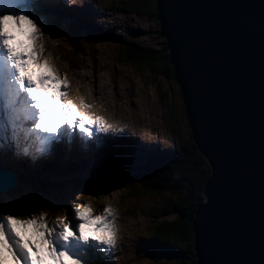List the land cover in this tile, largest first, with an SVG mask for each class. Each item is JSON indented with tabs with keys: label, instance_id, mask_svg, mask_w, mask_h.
<instances>
[{
	"label": "water",
	"instance_id": "95a60500",
	"mask_svg": "<svg viewBox=\"0 0 264 264\" xmlns=\"http://www.w3.org/2000/svg\"><path fill=\"white\" fill-rule=\"evenodd\" d=\"M185 119L210 174L195 264H264V0H154Z\"/></svg>",
	"mask_w": 264,
	"mask_h": 264
},
{
	"label": "rangeland",
	"instance_id": "374dc122",
	"mask_svg": "<svg viewBox=\"0 0 264 264\" xmlns=\"http://www.w3.org/2000/svg\"><path fill=\"white\" fill-rule=\"evenodd\" d=\"M96 11L100 12L107 19L102 24L103 18H97L92 14V23L102 25L107 32H113L122 38L128 39L135 44L141 45L148 49L156 50L162 46L163 38L158 32V22L155 15L149 13H136L119 8L109 9V0H92ZM114 6L121 5L125 0H111ZM131 1V0H126ZM142 2L143 0H135ZM116 4V5H115ZM153 3H151L152 5ZM154 5V4H153ZM101 29L102 27H96ZM90 36L82 38L81 45L86 47L84 57L97 59L103 63L106 73L112 77L120 86H122V102L127 104L133 103V112L121 115L122 118H127L131 123L139 127L137 134L146 142L163 145L168 149L181 150L180 143L185 142L190 132L185 119L183 106L179 89L176 82L168 81L162 77H152L147 68L138 70L130 65H122L118 63L114 55L118 52V44L110 41L107 38H102L100 41ZM101 70L99 74L102 72ZM106 73H103V79L106 78ZM157 83L160 84L157 87ZM133 94V99L130 96ZM78 196L83 199L94 197V195L82 188L77 192ZM127 193V189L110 188L104 192L102 197L103 202L112 201L117 204L119 199L127 201L126 196H131ZM102 195V194H101ZM146 197V198H145ZM144 198L136 197L137 204L143 205L145 208H150V215H146L139 211H134L133 215L125 213L124 218L130 217L131 224L127 228L130 231V236L134 239L144 241L145 237L141 233L147 235V227L151 230L157 220H170L175 217L174 213L162 214L159 207L163 205L167 194L162 196L148 195ZM130 200V199H129ZM129 200L127 201L129 205ZM129 219V218H127ZM139 235V236H138ZM129 239V238H128ZM127 240L123 241L125 248V259H129L132 254H135V260L131 264H183L181 259L174 255H168L163 252L149 253L140 251L142 256L138 254L139 250L134 246H128L132 243ZM145 242V241H144Z\"/></svg>",
	"mask_w": 264,
	"mask_h": 264
},
{
	"label": "trees",
	"instance_id": "16d2710c",
	"mask_svg": "<svg viewBox=\"0 0 264 264\" xmlns=\"http://www.w3.org/2000/svg\"><path fill=\"white\" fill-rule=\"evenodd\" d=\"M154 0L142 2L124 1L121 9L136 13H149L156 16ZM111 40L118 44L117 62L130 65L141 70L147 68L149 74L156 78L162 77L173 81L172 66L168 61V52L162 41V46L156 50L145 48L130 40L111 35ZM160 84L157 83V87ZM181 151H167L165 156L157 157L154 161L145 162L138 166H119L117 174L112 171L103 174L81 178L76 176L74 182L82 183L97 191L103 186L107 190L127 189V193L162 196L164 199L159 215L174 213L170 220H157L155 234L158 240L155 248L174 254L183 264H195L193 235L191 222L197 204L201 201L202 190L210 174V166L200 154L192 139L189 137L180 144ZM119 173V174H118Z\"/></svg>",
	"mask_w": 264,
	"mask_h": 264
},
{
	"label": "clouds",
	"instance_id": "9594fccd",
	"mask_svg": "<svg viewBox=\"0 0 264 264\" xmlns=\"http://www.w3.org/2000/svg\"><path fill=\"white\" fill-rule=\"evenodd\" d=\"M75 2L76 0H73V3ZM33 33L36 35L34 36ZM0 36L3 37L2 43L7 48L8 57L17 69L21 86H23L25 78L29 85H34V87L30 86L27 91L35 101V107L40 110L39 121L42 124L49 113L47 101L50 97L58 99L61 95L59 87L63 81L57 75L59 69L56 67V61L51 58V52L46 58L40 57L43 40L38 45L36 39L37 36H42V33L31 20L24 16L19 17L14 26L13 23L4 24ZM22 56H26L27 59H22ZM41 59H43V63H41ZM113 211H115L114 208L105 209L106 214H111ZM93 212V207L82 206L78 213L83 221L79 226L82 235L85 239L89 236L97 239L110 238L117 225L115 222L107 221L105 215H93ZM11 226L21 236L25 246L35 243L36 238H39L42 244L50 246V241L44 239V233L45 231L50 232L51 229L43 220L37 218L24 222L12 220ZM2 235L3 233L0 232V236ZM65 235H70V232Z\"/></svg>",
	"mask_w": 264,
	"mask_h": 264
},
{
	"label": "snow or ice",
	"instance_id": "6c2138e0",
	"mask_svg": "<svg viewBox=\"0 0 264 264\" xmlns=\"http://www.w3.org/2000/svg\"><path fill=\"white\" fill-rule=\"evenodd\" d=\"M40 2L41 0H35V5ZM6 23H14V21L10 17H5L4 24ZM57 75L59 76L60 80L63 81L62 84L70 85V81L68 80L66 75L62 76L59 71H57ZM64 95L67 97V91L64 92ZM49 101L50 103L48 104V107H51V103L55 102V97H50ZM65 111H68L70 113V120H66L62 116H51L46 117L45 122L40 124L39 126H48L49 130L55 136V133L59 128H62L64 124L69 123L70 126L64 133L69 137L72 135L76 118H81L85 121L84 124L80 125V129L82 134L86 136H91L93 130L108 131L109 129L113 128V125L107 124L103 117H97L94 113H88L78 110L74 102L70 103L65 108ZM52 120H56L57 123L52 124ZM97 121L99 122L98 124ZM119 127L126 128V125ZM55 138L58 139L59 137L56 136ZM41 143L43 145L46 142L42 141ZM44 150V147H41L39 149V151ZM86 207L90 208L91 206L88 205ZM10 229L12 232L11 237L9 236L8 231H4L3 235L0 236V264H50V262L56 261L57 259H63L65 261L72 259L67 255L66 252L59 253V257H57L54 251L50 254L48 251L49 246L47 244H42L39 238H36L35 243H29L28 246H25L23 240L21 239V236L17 234L12 226H10ZM70 235H74V233L70 232ZM114 241L115 230L112 232L111 237L108 240L109 245L111 246L112 244H114ZM72 264H77V262L73 261Z\"/></svg>",
	"mask_w": 264,
	"mask_h": 264
},
{
	"label": "bare ground",
	"instance_id": "6f19581e",
	"mask_svg": "<svg viewBox=\"0 0 264 264\" xmlns=\"http://www.w3.org/2000/svg\"><path fill=\"white\" fill-rule=\"evenodd\" d=\"M43 26H45V24H43ZM3 61H4V59H2ZM99 61V60H98ZM103 72V71H102ZM105 74V73H104ZM13 78V77H12ZM100 99L101 100H105V95L104 94H102L101 96H100ZM81 125V124H80ZM102 132H104V131H102Z\"/></svg>",
	"mask_w": 264,
	"mask_h": 264
}]
</instances>
